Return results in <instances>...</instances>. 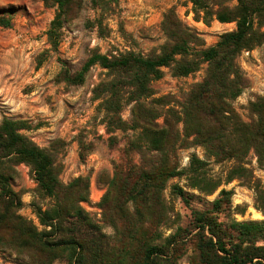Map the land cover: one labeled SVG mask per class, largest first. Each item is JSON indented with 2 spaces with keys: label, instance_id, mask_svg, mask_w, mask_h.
Instances as JSON below:
<instances>
[{
  "label": "trees",
  "instance_id": "16d2710c",
  "mask_svg": "<svg viewBox=\"0 0 264 264\" xmlns=\"http://www.w3.org/2000/svg\"><path fill=\"white\" fill-rule=\"evenodd\" d=\"M97 4V0H93ZM105 5L111 1L101 0ZM194 18L210 24L213 20L235 22L236 28L220 35L218 42L206 46L199 32L189 27L170 8L162 21L167 41L159 52L142 54L134 49L118 54L92 52L81 70L66 69L63 79L83 83L93 64L107 70L95 87L92 99L108 132L129 133L124 160L114 164V173L103 198V209L112 215L118 244L105 235L81 230L89 179L77 177L70 184L60 178L51 148H42L21 133L31 128L26 120L5 117L0 124V245L27 254L22 264H50L64 249L73 251L76 264H177L192 249L190 264H264V220H238L232 197L234 191L222 188L218 197L206 200L208 207L193 209L187 227L164 235L159 224L167 217L165 191L191 206L198 196L186 188L212 195L223 183L240 179L255 191V206L264 214V185L251 167L252 158L264 167V94L249 102L250 120L246 121L234 101L249 86L250 80L238 62L243 51L264 45V0H189ZM57 11L47 31L54 50L58 49L62 27L80 9L82 0H46ZM6 27L10 19L0 18ZM100 21V34L103 35ZM207 64L202 81L192 85L185 97H157L153 83L164 76L163 67L173 76H188ZM131 106V119L123 111ZM163 117V123L158 119ZM113 138V137H112ZM201 146L204 158L190 155L188 166L180 167L179 149ZM134 155L139 161H134ZM229 163L224 178L210 174V162ZM27 162L43 195L56 203L36 212L52 231L40 232L29 219L19 214L21 194L13 187L15 166ZM186 178L182 186L169 181ZM129 203L133 210L130 209ZM118 214V219L116 215ZM239 213L245 214L241 208ZM77 217L72 226L65 220ZM56 220V221H54ZM120 220V221H119ZM54 221V222H53ZM122 222V223H121ZM119 223L122 225H119ZM59 230L69 237L46 239ZM93 230V229H91ZM129 237V240L126 238ZM105 238L106 240H104ZM40 255V258L38 256Z\"/></svg>",
  "mask_w": 264,
  "mask_h": 264
},
{
  "label": "rangeland",
  "instance_id": "374dc122",
  "mask_svg": "<svg viewBox=\"0 0 264 264\" xmlns=\"http://www.w3.org/2000/svg\"><path fill=\"white\" fill-rule=\"evenodd\" d=\"M172 7L184 23L199 32L206 46L216 44L221 34L236 28L235 22L213 20L206 24L196 21L189 0H116L109 6L101 0H97V4L93 0H82L78 12L64 23L58 49L54 50L47 31L56 15V6L47 4L46 0H0V18L11 20L9 27L0 22V124L5 117L28 121L31 128H24L21 133L37 146L52 149L55 166L60 169L59 178L64 184H70L77 177L89 179L87 199L79 203L84 224L77 223L76 227L82 224V231L101 238L103 234L112 245L118 244V235L112 215H106L103 209V198L109 188L107 180L114 173V164L124 160L123 151L132 131L108 132L101 121L102 113L97 112L98 101L92 97L95 87L106 76L105 68L98 63L91 65L84 82L79 84L66 82L64 72L66 69L81 70L94 50L102 54H118L130 49L142 54L159 52L167 41L162 28L164 14ZM100 21L103 35L100 34ZM238 62L250 84L234 101V106L242 118L249 121V102L264 94V45L243 51ZM206 67V63L202 64L198 71L188 76H173L169 68L163 67L164 76L153 83L156 96L171 95L182 100L192 85L203 80ZM123 119H131V106L123 111ZM163 121V117L158 119L160 123ZM192 153L204 158L201 146L181 148V168L188 166ZM251 158L255 176L264 185V167H259L254 157ZM134 161L138 162L139 157L134 155ZM228 166L229 163L211 161L207 168L210 174L224 178ZM15 169L13 187L20 192L23 202L18 213L31 220L40 232L52 231L50 225L42 223L36 208L46 210L55 205V199L39 190L29 163L21 162ZM174 183L188 184L184 177L172 178L169 186ZM222 188L234 191V208L240 205L245 209V214L239 213L241 208L234 210L238 220H264L263 212L255 206L254 189L235 179L223 183L212 195L186 188L198 196L191 201V206L167 188L165 198L170 211L159 224V231L168 235L180 226L187 227L192 219V208L205 209L208 207L206 200H214ZM129 206L133 210L131 203ZM77 221L76 216L70 217L64 226L72 227ZM69 235L55 230L44 238L59 240ZM191 254L192 249L179 258L177 264H190ZM28 259L27 254L0 245V264H22ZM50 264H76L73 251L58 252Z\"/></svg>",
  "mask_w": 264,
  "mask_h": 264
}]
</instances>
